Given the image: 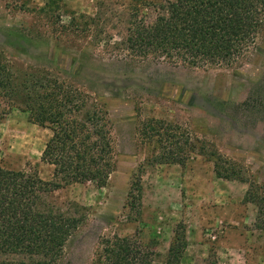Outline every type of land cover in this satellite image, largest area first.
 I'll return each mask as SVG.
<instances>
[{"label":"rangeland","instance_id":"obj_1","mask_svg":"<svg viewBox=\"0 0 264 264\" xmlns=\"http://www.w3.org/2000/svg\"><path fill=\"white\" fill-rule=\"evenodd\" d=\"M164 1L0 0V59L18 74L77 88L85 110L104 112L112 139L105 186L63 184L49 195L84 215L58 264H100L101 242L114 235L136 236L154 251L152 264H165L179 226L186 235L180 264H264V230L245 198L250 181L264 192V12L234 62L190 66L125 45L131 8L153 18ZM150 118L174 125V138L143 136ZM51 134L1 105L0 165L52 180L53 166L41 160ZM172 151L183 165L159 157ZM216 156L246 182L218 178Z\"/></svg>","mask_w":264,"mask_h":264},{"label":"trees","instance_id":"obj_2","mask_svg":"<svg viewBox=\"0 0 264 264\" xmlns=\"http://www.w3.org/2000/svg\"><path fill=\"white\" fill-rule=\"evenodd\" d=\"M262 12L264 0H166L159 3L153 18L133 6L125 45L137 55L166 57L190 66L229 64L253 43L262 26ZM82 95L56 77L18 74L0 59V106L5 111L19 109L29 121L52 131L41 160L53 166V179L43 180L36 172L0 165V264H58L84 215L62 209L49 195L63 184H107L114 167L110 130L104 112L85 110ZM175 130L171 123L150 118L142 123L141 134L157 135L166 143ZM169 153L159 157L184 164V158ZM215 158L218 178L246 182L240 170L221 166L220 158ZM257 186L250 181L245 198L257 206L256 223L264 230V192ZM180 227L165 264H180L186 249L185 230ZM98 254L100 264H152L154 251L134 235H114L103 238ZM207 264L218 262L213 258Z\"/></svg>","mask_w":264,"mask_h":264}]
</instances>
